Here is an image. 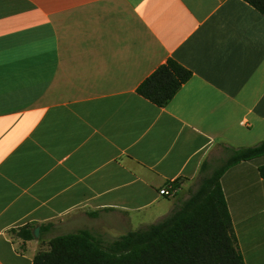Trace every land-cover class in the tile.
Wrapping results in <instances>:
<instances>
[{
	"label": "crops",
	"instance_id": "0c3cea01",
	"mask_svg": "<svg viewBox=\"0 0 264 264\" xmlns=\"http://www.w3.org/2000/svg\"><path fill=\"white\" fill-rule=\"evenodd\" d=\"M169 59L192 76L158 107L137 90ZM263 139L264 16L243 0H0V264L154 224L214 148ZM262 165L220 179L244 264H264Z\"/></svg>",
	"mask_w": 264,
	"mask_h": 264
},
{
	"label": "trees",
	"instance_id": "16d2710c",
	"mask_svg": "<svg viewBox=\"0 0 264 264\" xmlns=\"http://www.w3.org/2000/svg\"><path fill=\"white\" fill-rule=\"evenodd\" d=\"M264 16V0H243ZM192 73L169 59L138 88L140 96L158 107L167 105ZM220 166L200 177L189 196L172 211L145 228L107 240L86 230L52 238L48 250L38 252L32 264H244L220 185L232 166L264 157V139L248 147H228ZM264 178V165L258 167ZM32 239L30 229L19 232Z\"/></svg>",
	"mask_w": 264,
	"mask_h": 264
},
{
	"label": "rangeland",
	"instance_id": "374dc122",
	"mask_svg": "<svg viewBox=\"0 0 264 264\" xmlns=\"http://www.w3.org/2000/svg\"><path fill=\"white\" fill-rule=\"evenodd\" d=\"M226 156H227V154L225 152H223V150H221L220 148H214V150L210 154V158H208L209 159V166L210 167L208 168V170H207L206 173H210L213 169H215L218 166H220L222 164V162L224 161V159H225ZM196 182H197V179L191 184L189 190H191L192 188H194ZM188 194H189V192H187L186 197L188 196ZM99 229L100 228H97L98 231H92V233L105 234V233L99 232ZM119 234H115V235H119ZM106 239L107 240H111V238H106ZM46 250H48V248H46L44 251H46Z\"/></svg>",
	"mask_w": 264,
	"mask_h": 264
},
{
	"label": "built area",
	"instance_id": "2783aa9c",
	"mask_svg": "<svg viewBox=\"0 0 264 264\" xmlns=\"http://www.w3.org/2000/svg\"><path fill=\"white\" fill-rule=\"evenodd\" d=\"M175 188L173 186L167 185L159 191L162 196L172 197L175 194Z\"/></svg>",
	"mask_w": 264,
	"mask_h": 264
},
{
	"label": "water",
	"instance_id": "95a60500",
	"mask_svg": "<svg viewBox=\"0 0 264 264\" xmlns=\"http://www.w3.org/2000/svg\"><path fill=\"white\" fill-rule=\"evenodd\" d=\"M32 235L34 238L38 236V228H34V230L32 231Z\"/></svg>",
	"mask_w": 264,
	"mask_h": 264
}]
</instances>
